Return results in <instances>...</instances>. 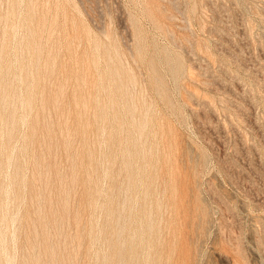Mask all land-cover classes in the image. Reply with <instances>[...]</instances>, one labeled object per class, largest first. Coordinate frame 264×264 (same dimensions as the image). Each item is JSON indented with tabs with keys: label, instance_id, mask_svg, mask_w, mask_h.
<instances>
[{
	"label": "rangeland",
	"instance_id": "374dc122",
	"mask_svg": "<svg viewBox=\"0 0 264 264\" xmlns=\"http://www.w3.org/2000/svg\"><path fill=\"white\" fill-rule=\"evenodd\" d=\"M0 264H264V0H0Z\"/></svg>",
	"mask_w": 264,
	"mask_h": 264
},
{
	"label": "bare ground",
	"instance_id": "6f19581e",
	"mask_svg": "<svg viewBox=\"0 0 264 264\" xmlns=\"http://www.w3.org/2000/svg\"><path fill=\"white\" fill-rule=\"evenodd\" d=\"M10 158H11V157H10ZM23 161H24V160H23ZM6 201H7V200H6ZM6 210H7V209H6ZM10 221H11V219H10ZM12 240H13V239H12ZM5 245H6V244H5ZM12 248H13V246H12ZM5 253H6V252H5ZM5 253H4V254H5ZM2 255H3V254H2ZM5 257H6V256H5ZM7 259H8V258H7ZM14 259H15V258H14Z\"/></svg>",
	"mask_w": 264,
	"mask_h": 264
}]
</instances>
